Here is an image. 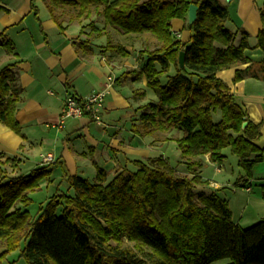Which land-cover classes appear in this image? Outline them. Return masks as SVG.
Segmentation results:
<instances>
[{"label": "trees", "instance_id": "1", "mask_svg": "<svg viewBox=\"0 0 264 264\" xmlns=\"http://www.w3.org/2000/svg\"><path fill=\"white\" fill-rule=\"evenodd\" d=\"M41 1L61 29L65 23L79 21L82 32L99 38L110 28L124 37L150 35L156 40L155 48L139 52L144 59L139 76L145 77L147 88L158 98L139 109L141 135L182 131L184 137L176 142L189 175H180L163 156L135 161L136 171L125 170L109 184L106 172L99 170L96 183L71 178L74 195L51 198L35 218L28 211L31 195L51 172L40 168L28 176H11L5 166L15 160L0 163V264H6L8 254L22 245V256L29 264H213L222 260L264 264V220L249 228L235 224L229 203L206 192L208 183L201 177L207 157L222 165L227 148L240 159L248 177L264 160V150L256 145L261 126L249 121L217 76L252 62L246 55L248 35L243 33L236 46L237 36L225 26L228 9L218 0ZM191 5L199 7L198 20L189 26L191 40L184 44L175 40L172 22L187 23ZM261 15L264 22V0ZM2 37L0 47L14 55V43ZM258 42L264 54V26ZM104 50L130 56L109 39ZM182 52L185 69L180 66ZM15 66L0 69V123L23 136L17 120L21 89ZM243 79L244 73L238 71L235 81ZM140 95L144 98L146 93ZM217 113L220 122L214 120ZM60 207H64L62 216L57 215ZM127 241L135 250L125 247Z\"/></svg>", "mask_w": 264, "mask_h": 264}, {"label": "crops", "instance_id": "2", "mask_svg": "<svg viewBox=\"0 0 264 264\" xmlns=\"http://www.w3.org/2000/svg\"><path fill=\"white\" fill-rule=\"evenodd\" d=\"M218 1L229 11L225 26L237 36L236 46L241 44L243 33L248 35L246 55L252 62L223 70L217 76L230 88L249 121L261 126L256 145L264 150V54L258 48V36L264 26L263 0ZM82 28L83 24L74 22L65 23L61 29L41 0H0L1 40L13 42L16 48L15 54L9 55L0 47V69L16 64L17 85L21 89L17 120L23 134L20 136L0 123V163L15 160L5 166L11 176H28L48 168L50 178L31 195L32 199L43 195L46 204L55 196L74 195L71 178L96 183L99 170H103L109 184L125 170L136 171L135 161L147 162L163 156L180 175L188 176V167L176 143L184 137L182 131L141 135L144 129L139 122V109L149 104L146 79L139 76L144 59L138 52L142 49H135V54L132 46L116 42L130 53L120 59L117 52L104 50L106 32L112 29L108 28L99 38L82 32ZM172 32L178 42L187 44L191 40L189 22L173 20ZM142 36L125 37L142 41L145 48H150L149 41L153 42L155 48L153 37ZM238 71L244 73L241 81H235ZM110 77L114 82L105 97L101 123L89 116L62 117L69 95L88 99L106 91ZM142 92L146 93L144 98ZM47 154L55 157L50 166L42 164ZM225 160L218 169L221 180H208L204 190L226 200L233 222L249 228L264 220V160L254 166L251 177L240 166L239 158L241 172H235L233 167L227 172ZM205 165L206 162L201 170L204 182Z\"/></svg>", "mask_w": 264, "mask_h": 264}, {"label": "rangeland", "instance_id": "3", "mask_svg": "<svg viewBox=\"0 0 264 264\" xmlns=\"http://www.w3.org/2000/svg\"><path fill=\"white\" fill-rule=\"evenodd\" d=\"M102 20V19H100ZM79 22V21H78ZM106 34H108V39L112 42V43H116V42H120V43H124L125 45H127L128 47H131V50L134 51L135 54H137V51L135 49H145V43L143 44L142 41L140 40H131L130 38H126L124 37L122 34H120L119 32H117L116 30H109L106 32ZM142 38H144V36H141ZM141 38V39H142ZM107 39V40H108ZM139 39V38H137ZM147 40V39H145ZM156 43V42H154ZM104 45H106L105 43H103ZM148 44H150V48L153 49L154 45L153 42L151 43L150 41L148 42ZM139 53V52H138ZM117 55L121 58H123V55H121L120 53L117 52ZM173 74V72L171 73V75ZM167 80L168 77L165 76L162 78V83L163 85L167 84ZM147 99L149 101V103H153V102H157L158 98L155 92H153L152 90L147 89ZM154 100V101H153ZM221 113H217L214 115V120L215 122H220L221 121ZM183 136V135H182ZM177 143V142H176ZM172 149V146L171 148ZM224 155L227 156V159L225 160V167H226V171L228 172L229 170L231 171V168L233 167L235 172L238 171H242L239 167H238V157L236 155L233 154L232 149L231 148H227L224 150ZM174 166H177L176 163H174ZM219 167H221L219 164L216 163H210V162H206L204 171H203V178L206 180L205 182L208 183L210 180L211 181H219L221 180V177L219 176L218 173V169ZM92 179V178H91ZM209 180V181H208ZM93 182V181H91ZM206 187V186H205ZM43 195L36 197L33 199L32 204L28 207V211L30 212V214L37 218L39 216L40 210L41 208L44 206H46V203L43 201L44 199ZM63 209L64 207H60L58 209L57 215L58 216H62L63 215ZM125 247H129L131 249L135 250V246L134 244L129 243L128 241L124 244ZM24 245H22L21 248L11 252L10 254H8L7 258H6V264H29L26 259L22 256V249H23ZM3 252V249H0V254ZM139 255L145 259H148L149 257L138 252ZM231 261L230 260H222V261H218L215 262L213 264H230Z\"/></svg>", "mask_w": 264, "mask_h": 264}, {"label": "built area", "instance_id": "4", "mask_svg": "<svg viewBox=\"0 0 264 264\" xmlns=\"http://www.w3.org/2000/svg\"><path fill=\"white\" fill-rule=\"evenodd\" d=\"M113 82L114 79L110 77V84L108 85V89L106 91L95 93L90 98L85 100L69 95L66 99L62 117L64 119H81L85 116H89L93 121L101 123L105 97L109 93ZM54 162L55 157L52 154H47L42 158V164L44 166H50ZM206 162H211L209 157H207Z\"/></svg>", "mask_w": 264, "mask_h": 264}, {"label": "water", "instance_id": "5", "mask_svg": "<svg viewBox=\"0 0 264 264\" xmlns=\"http://www.w3.org/2000/svg\"><path fill=\"white\" fill-rule=\"evenodd\" d=\"M229 3L232 0H227ZM198 12H199V7L196 5H191L189 7V12H188V22H189V26H192L193 24H195L198 20ZM185 56L186 54L184 52H182L180 54V66L182 69H185ZM248 126V123L246 122L243 125V129H246V127Z\"/></svg>", "mask_w": 264, "mask_h": 264}]
</instances>
